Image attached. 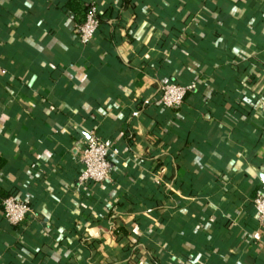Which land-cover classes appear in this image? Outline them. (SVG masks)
Returning <instances> with one entry per match:
<instances>
[{"label": "crops", "instance_id": "1", "mask_svg": "<svg viewBox=\"0 0 264 264\" xmlns=\"http://www.w3.org/2000/svg\"><path fill=\"white\" fill-rule=\"evenodd\" d=\"M91 1L83 45L68 0H0V264H264V0ZM170 80L195 81L176 109ZM91 132L103 183L78 181Z\"/></svg>", "mask_w": 264, "mask_h": 264}, {"label": "built area", "instance_id": "2", "mask_svg": "<svg viewBox=\"0 0 264 264\" xmlns=\"http://www.w3.org/2000/svg\"><path fill=\"white\" fill-rule=\"evenodd\" d=\"M99 27V13L95 2L91 1L84 20L77 26V39L80 44H88ZM195 88V81L177 83L165 81L159 86V103L164 108L176 109L184 101L188 91ZM79 149L80 183H103L110 179L111 159L118 153L111 140L91 132L88 140ZM253 207L258 219L264 222V185L253 198ZM4 218L11 224L21 223L31 214L29 200L18 195H7L1 202Z\"/></svg>", "mask_w": 264, "mask_h": 264}, {"label": "trees", "instance_id": "3", "mask_svg": "<svg viewBox=\"0 0 264 264\" xmlns=\"http://www.w3.org/2000/svg\"><path fill=\"white\" fill-rule=\"evenodd\" d=\"M129 3H130V0H121L120 4H119V10L126 7ZM89 4L90 3L85 2V0H84V2H82L81 0H68L67 7L77 17L78 25L81 24L82 21L84 20V16H85L87 9L89 8ZM102 21H103L102 18L99 16V27L96 31L95 36L97 35V33L100 30ZM170 81L181 83L178 80H170ZM0 162L4 163V160L2 158H0ZM10 194L15 195L16 193L11 191ZM121 230L122 229L119 227L115 229V231H121Z\"/></svg>", "mask_w": 264, "mask_h": 264}, {"label": "water", "instance_id": "4", "mask_svg": "<svg viewBox=\"0 0 264 264\" xmlns=\"http://www.w3.org/2000/svg\"><path fill=\"white\" fill-rule=\"evenodd\" d=\"M259 177H260V179L262 180V182L264 183V174H263V173H260V174H259Z\"/></svg>", "mask_w": 264, "mask_h": 264}]
</instances>
